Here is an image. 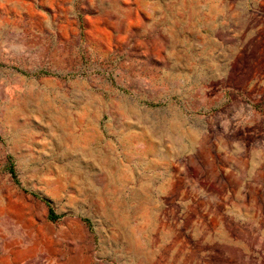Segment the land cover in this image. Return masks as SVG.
Here are the masks:
<instances>
[{
    "label": "rangeland",
    "instance_id": "rangeland-1",
    "mask_svg": "<svg viewBox=\"0 0 264 264\" xmlns=\"http://www.w3.org/2000/svg\"><path fill=\"white\" fill-rule=\"evenodd\" d=\"M227 114L247 192L157 184ZM0 264H264V0H0Z\"/></svg>",
    "mask_w": 264,
    "mask_h": 264
},
{
    "label": "crops",
    "instance_id": "crops-1",
    "mask_svg": "<svg viewBox=\"0 0 264 264\" xmlns=\"http://www.w3.org/2000/svg\"><path fill=\"white\" fill-rule=\"evenodd\" d=\"M224 95L225 93H218L217 96L222 98ZM226 117L225 121L219 122L217 130L220 133L216 137L205 134L200 121H185L179 123L178 127L172 123L169 135L174 139L167 151L170 156L167 155L166 175L156 177L157 184L166 186L167 192L218 195L219 203L222 201L221 194L233 193V196L236 189L240 195L246 193L245 187H235L247 177L245 170L248 168L246 161L249 158L241 146L243 142L229 136V132L227 135L226 131L232 122L228 121V114ZM211 127L215 128L214 124ZM256 189L259 190L260 185ZM254 190L255 188L248 189L249 201ZM204 199L213 200L207 197ZM242 200L245 201L246 198L242 197ZM241 223L248 224L245 218Z\"/></svg>",
    "mask_w": 264,
    "mask_h": 264
},
{
    "label": "trees",
    "instance_id": "trees-1",
    "mask_svg": "<svg viewBox=\"0 0 264 264\" xmlns=\"http://www.w3.org/2000/svg\"><path fill=\"white\" fill-rule=\"evenodd\" d=\"M59 217L54 213V211L50 208L48 211V219L50 221H55L56 219H58Z\"/></svg>",
    "mask_w": 264,
    "mask_h": 264
}]
</instances>
